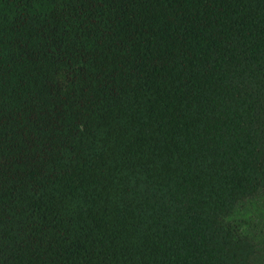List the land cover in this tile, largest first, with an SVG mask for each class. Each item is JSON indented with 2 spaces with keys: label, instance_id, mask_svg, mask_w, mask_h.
I'll list each match as a JSON object with an SVG mask.
<instances>
[{
  "label": "trees",
  "instance_id": "obj_1",
  "mask_svg": "<svg viewBox=\"0 0 264 264\" xmlns=\"http://www.w3.org/2000/svg\"><path fill=\"white\" fill-rule=\"evenodd\" d=\"M0 264H264V0H0Z\"/></svg>",
  "mask_w": 264,
  "mask_h": 264
}]
</instances>
